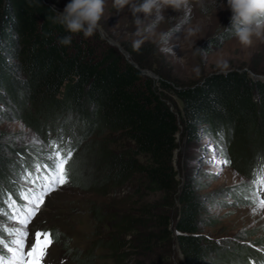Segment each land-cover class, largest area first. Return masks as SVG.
<instances>
[{"label":"trees","instance_id":"16d2710c","mask_svg":"<svg viewBox=\"0 0 264 264\" xmlns=\"http://www.w3.org/2000/svg\"><path fill=\"white\" fill-rule=\"evenodd\" d=\"M57 13L46 0H0V101L9 106L15 119L42 133L44 140L63 137L62 147L70 143L75 150L66 114H75L78 120L74 122L80 121L89 132H120L132 141V154L99 151L88 144L84 152L87 165L96 161L104 166V185L124 182L139 172L154 190L163 193L165 201L145 206L136 216L111 218L116 232L99 237L93 246H104L113 253L132 247L121 255L123 264H173L177 240L185 264H232V252L221 250L200 232L204 206L195 180L188 175L184 180L176 177L172 164L178 147L176 133L182 128L189 140L200 138L199 130L212 137L219 135L227 144L222 151L236 143L246 154L242 165L251 185L254 171L264 165V77L232 69L210 73L192 85L171 86L166 80L156 85L141 72L143 63L134 50L127 49L138 68L97 31L90 38L66 31L56 20ZM68 35L70 45L59 43ZM164 90L181 100L179 115L166 102ZM28 150L12 145L0 129V177L9 184H0V208L7 210L9 197L24 204L18 193L28 192V187L14 186L9 180V153L21 155L25 170L33 172L36 161ZM139 153L148 157L147 163L137 159ZM80 154L77 151L69 164L76 169L73 182L78 185ZM90 179L101 182L95 176ZM175 201L179 205L173 215ZM237 249L246 254L233 264H256L257 258L263 259V253ZM93 251L89 248L81 260L77 251L74 258L78 264H99ZM130 254L135 256L130 258Z\"/></svg>","mask_w":264,"mask_h":264},{"label":"rangeland","instance_id":"374dc122","mask_svg":"<svg viewBox=\"0 0 264 264\" xmlns=\"http://www.w3.org/2000/svg\"><path fill=\"white\" fill-rule=\"evenodd\" d=\"M46 1L58 13H62L70 2ZM220 3L226 5L227 0H217V11L211 4L207 11H202L193 0V9L187 23L184 22L182 12L171 8L164 11L165 20L158 24L155 33L147 38L139 51L134 50L139 61L143 63L142 69L151 72L149 76L155 80L156 85H159L161 80H166L171 86L192 85L199 83L205 75L232 69L247 71L251 76L264 75V42L254 40L253 45L247 48L240 45L226 30L230 27L231 11L227 7L220 8ZM112 4L113 0H105V12L97 32L102 34L104 38L101 34L100 36L105 41L110 39L116 43L122 53L127 54L135 63L127 50H133L132 40L136 39L133 35L136 30L132 23L133 17L127 6L118 12ZM141 17L143 18L142 14ZM190 27L198 29L195 35H188L187 29ZM226 35H229V38L225 39ZM164 93L166 102L179 115L181 100L171 91L164 90ZM65 116L69 122L67 128L71 129L75 137L73 143L71 142L75 147L73 158L77 151H81L82 158L80 157L78 165L81 181H78L79 185L73 182V172L75 173L76 169L72 165L68 166L70 182L45 197L44 204L28 225L29 238L25 250L27 251L33 242L36 231H51L58 232L59 238L49 248L44 264H78L74 258L75 252L78 251V259L81 260L89 248H93V253L96 254L95 262L99 264H123L124 260L120 261L121 255L125 256L124 253L134 250L132 247L126 246L121 249V253H113L104 246H93L94 242L109 232H116L111 225V218L136 216L145 206L155 201L165 203L163 193L154 190L139 172L124 182L104 185L101 181L105 172L104 166L91 161L88 164L91 168H88L84 154L86 146L92 144L99 151L112 150L132 154V141L118 131L89 132L80 121V124L74 122L78 120L75 114ZM0 129L6 132L12 145L24 149L26 147V150L32 151V160L36 161L33 168L37 163L41 166L49 163L47 155L51 150L47 145L50 140H44L42 133H38L34 126L15 119L9 106L1 101ZM44 130L46 135L50 136L48 130ZM176 136L178 147L174 150L172 159L176 177L184 180L187 175L191 176L203 199L200 232L220 246L221 250L232 252L229 260L232 264L243 258L239 256L246 254H240L237 249L239 247L251 254L264 253V210L254 214L251 199L245 198L251 197L252 194V191H249L251 179L244 174L246 168L242 165L246 154L241 153L236 143L228 147L230 150L222 151L227 145L226 142L219 135L212 137L203 134L201 130L200 138L192 140L183 134L182 128ZM33 138L39 143L34 144ZM9 155V180L12 185H26L28 189L36 190L37 186L33 187L22 179L27 170L21 161V155ZM136 157L140 162H148V157L142 153L136 154ZM225 158L231 161L229 165L214 162ZM92 176L101 182L93 183L90 179ZM4 180L5 177H0L1 186L9 187ZM261 198H264V192L261 193ZM1 202L5 205L3 200ZM178 205L175 201V205L171 207L173 215ZM98 212L102 216L101 221L97 218ZM0 221L7 227L18 226L8 222L3 215H0ZM3 239L8 241L11 237L4 233ZM173 248V264H185L176 243ZM134 256L130 254V258ZM257 261L264 264L262 259Z\"/></svg>","mask_w":264,"mask_h":264},{"label":"clouds","instance_id":"9594fccd","mask_svg":"<svg viewBox=\"0 0 264 264\" xmlns=\"http://www.w3.org/2000/svg\"><path fill=\"white\" fill-rule=\"evenodd\" d=\"M202 11H207L209 4L217 11V0H195ZM128 7L133 17L136 39L132 40L133 50L139 51L147 38L155 33L158 24L165 20L164 11L171 8L182 12L184 22L190 19L193 0H113L112 7L118 12ZM231 11L230 27L226 28L243 47H251L255 41L264 42V0H227L219 4ZM105 12V0H70L62 13H57L56 20L69 33H82L85 38L92 37L101 26ZM141 14L143 18L141 17ZM149 21L148 23H145ZM195 27L187 29L188 35H195ZM62 45L71 44V35L60 38Z\"/></svg>","mask_w":264,"mask_h":264},{"label":"snow or ice","instance_id":"6c2138e0","mask_svg":"<svg viewBox=\"0 0 264 264\" xmlns=\"http://www.w3.org/2000/svg\"><path fill=\"white\" fill-rule=\"evenodd\" d=\"M33 143H39V141L33 138ZM63 143V137L59 140H50L47 145L51 150L47 155L50 164L41 166L37 163L34 165L33 172H26L22 176L27 183L37 185L36 190L29 189L28 192L18 193L19 198L25 203L17 204L9 197L5 201L7 210L0 208V215L6 217L8 222L18 225L7 227L4 222L0 221V264H44L49 248L59 238L58 232L36 231L33 242L27 251L25 250L29 238L28 225L44 204L45 197L70 182L68 166L73 159L74 149L70 143L62 147ZM214 162L223 165L231 163L227 158ZM253 177L250 187L255 190L252 191L251 197L245 198L251 199L254 205L252 211L255 214L264 210V198H261V193L264 192V165L254 171ZM4 233L11 239L5 241Z\"/></svg>","mask_w":264,"mask_h":264},{"label":"water","instance_id":"95a60500","mask_svg":"<svg viewBox=\"0 0 264 264\" xmlns=\"http://www.w3.org/2000/svg\"><path fill=\"white\" fill-rule=\"evenodd\" d=\"M98 32H99V31H98ZM99 34H101V33L99 32ZM101 36H102V34H101ZM102 37H103V36H102ZM103 38H104V37H103ZM107 40H108L109 44H111V45L117 47L118 50H119L120 52H123L122 49H121L116 43H114V42L111 41L110 39H107ZM123 54L125 55L126 58H128L127 54H125V53H123ZM129 62L132 63L135 67L138 68L137 64H135L133 61L129 60ZM141 72H142L143 74H145V75H150V74H151V72H149V71H147V70H143V69H141ZM254 77H256V78H263L264 75H263V76H261V75H255ZM176 245H177V247H178V249H179V246H178V242H177V240H176ZM179 251H180V249H179ZM180 253H181V251H180ZM181 255H182V253H181ZM182 257H183V256H182Z\"/></svg>","mask_w":264,"mask_h":264}]
</instances>
